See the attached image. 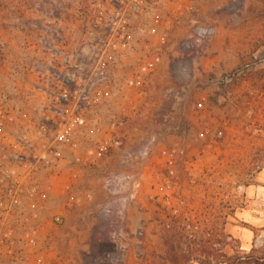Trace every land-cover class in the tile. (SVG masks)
Listing matches in <instances>:
<instances>
[{
	"label": "rangeland",
	"instance_id": "obj_1",
	"mask_svg": "<svg viewBox=\"0 0 264 264\" xmlns=\"http://www.w3.org/2000/svg\"><path fill=\"white\" fill-rule=\"evenodd\" d=\"M105 1L0 0V161L13 154L21 121L12 112L24 83L37 88L84 66L78 56L89 52L93 15ZM140 17L165 39L161 67L152 96L147 84L143 101L132 102L141 114L126 123L122 144L89 157L95 189L87 203L112 227L95 228V241L74 247L71 264H199L206 255L264 264V190L250 198L243 191L264 167V0H158ZM63 150L68 165L71 148ZM87 151L77 149L82 158ZM118 173L140 176L134 198ZM66 184L59 195L68 210ZM39 231L31 243L24 229L0 228V264H35L39 253L42 264H59L50 233L42 242Z\"/></svg>",
	"mask_w": 264,
	"mask_h": 264
},
{
	"label": "built area",
	"instance_id": "obj_2",
	"mask_svg": "<svg viewBox=\"0 0 264 264\" xmlns=\"http://www.w3.org/2000/svg\"><path fill=\"white\" fill-rule=\"evenodd\" d=\"M153 2L158 0H106L93 15L94 28L90 31L93 42L88 45L89 52L78 56L84 66L73 71L70 77L47 79L43 86L36 88L43 101L30 116L21 115L24 121L12 131L14 138L10 150L13 154L0 161V228H21L27 231L29 242L40 241L39 230L45 231L46 226L40 219L39 206L48 198L51 189L50 185L40 183L41 170L59 175L65 158L64 146L76 150L79 145H85L88 151L104 155L122 144L125 125L137 111L121 106L102 125L97 108L109 95L107 71L115 50L119 45L130 43L133 19ZM164 43L165 39L161 38L157 47L139 60V71L130 80L131 87L138 93H143L146 74L160 61ZM94 131L102 135L89 136ZM29 138L34 144L28 141ZM175 153V149L170 150L165 160L172 163L176 160ZM117 179L118 182L130 180L129 197L134 198L140 192V176L118 173ZM111 181L106 182L109 191ZM67 189L66 184L61 193ZM24 197L31 200L29 212L22 210ZM52 220L54 224H60L62 216L55 214ZM42 234L44 242L48 234ZM43 262L44 254H37L35 264Z\"/></svg>",
	"mask_w": 264,
	"mask_h": 264
},
{
	"label": "crops",
	"instance_id": "obj_3",
	"mask_svg": "<svg viewBox=\"0 0 264 264\" xmlns=\"http://www.w3.org/2000/svg\"><path fill=\"white\" fill-rule=\"evenodd\" d=\"M105 4L106 1L104 2V5ZM137 16L132 21V36L130 43L126 46H118L113 54V62L107 71L108 82L106 88L109 91V95L103 99L97 108V113L101 118L103 116H110V119L118 112L121 106H128L131 109L134 108L137 111V115L139 113L141 114L140 109L138 112L136 103L140 104L143 101L142 99L143 96H145V92L138 93L135 88L131 87L130 80L133 75L139 71V60L147 52L154 50L159 44V40L156 39V34L147 30V19L145 17L137 18ZM165 49L164 46L161 49L160 60ZM159 63L160 61L156 67L145 76V86L148 84L146 91L148 97L152 96V91L149 86L157 79V70L161 67L159 66L157 68ZM150 99L151 98H147L148 101L143 102V104L148 106L151 102ZM42 101V96L39 95L36 86H34L32 82L27 81V83H24L23 91L14 101L16 110L12 112L13 117H16V112L20 111L18 120L21 122L24 121L21 115L30 116L36 112ZM116 106H118L117 109ZM145 106L142 113L147 109ZM102 120L103 119H101V121ZM77 149L71 148L70 163L68 165L62 163L59 175H56V172L51 173L43 170L40 172V183L42 185H50L51 187L48 198L39 206L40 219H42L46 226L44 233L48 235L50 233L49 241L55 245L56 251L62 255V260L59 264H71L73 260L72 254H74L76 247L80 245L83 247L91 245L96 239V236H94L92 232L95 228L101 225L103 226V224L108 228L112 227L110 226L111 222L109 219L106 221H97L96 217L93 216L94 208L91 207L90 202L87 203L88 199L94 194L95 189V185L93 184L94 169L90 164H87L94 161L89 158H93L94 153L87 151L88 155L82 158L81 154H78ZM83 165L87 166L83 167ZM65 178H67L66 181H68L70 185L68 210H65L62 206L65 196L59 195V193H61V188L64 187L66 183ZM263 190L264 167L257 173L253 183L246 185L243 191L246 196L250 198L253 197L251 194H253L254 191L260 192ZM247 202H249V205L253 203L252 200H247ZM30 204L31 200L28 197H24L21 205L22 210L24 209V211L29 212ZM122 211L123 210H117V213ZM54 214H60L62 216L63 221L61 225H52L50 223V217ZM116 217H120L119 214H117ZM130 219H132L133 223V216L130 215ZM86 251H89V249L86 248Z\"/></svg>",
	"mask_w": 264,
	"mask_h": 264
},
{
	"label": "trees",
	"instance_id": "obj_4",
	"mask_svg": "<svg viewBox=\"0 0 264 264\" xmlns=\"http://www.w3.org/2000/svg\"><path fill=\"white\" fill-rule=\"evenodd\" d=\"M209 243H208V241H204V242H202V244H201V251H205V252H207L208 253V249H209ZM197 262L199 263V264H231L230 262H218V261H214V260H212V259H210V257H209V255H206V256H204L203 258L202 257H200V258H197Z\"/></svg>",
	"mask_w": 264,
	"mask_h": 264
}]
</instances>
